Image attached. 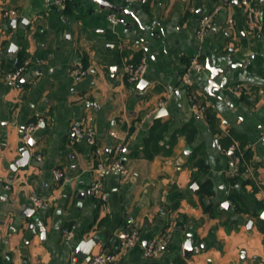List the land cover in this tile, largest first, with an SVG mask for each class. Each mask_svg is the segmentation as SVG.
<instances>
[{
	"label": "crops",
	"instance_id": "obj_1",
	"mask_svg": "<svg viewBox=\"0 0 264 264\" xmlns=\"http://www.w3.org/2000/svg\"><path fill=\"white\" fill-rule=\"evenodd\" d=\"M99 1L66 0L62 9L51 0H0V264H70L74 247L94 237L92 255L118 252L117 264H264V0H253L259 30L234 1L202 42L198 23L222 0H101L134 14L115 13L125 25H112L114 12ZM10 10L16 18L3 16ZM194 57L205 71L183 87ZM143 58L145 91L123 71ZM208 60L236 68L213 95ZM25 62L21 80L8 81ZM79 66L88 73L76 82ZM162 108L167 115L150 121ZM84 125L96 131L99 158L74 134ZM29 126L37 127L32 148L23 144ZM234 141L244 153L238 174ZM118 158L127 174L102 180L105 200L90 196L98 159ZM31 196L49 205L34 210ZM72 225L70 246L62 233ZM132 229L140 245L119 252L118 234ZM157 237L164 252L146 259Z\"/></svg>",
	"mask_w": 264,
	"mask_h": 264
},
{
	"label": "built area",
	"instance_id": "obj_2",
	"mask_svg": "<svg viewBox=\"0 0 264 264\" xmlns=\"http://www.w3.org/2000/svg\"><path fill=\"white\" fill-rule=\"evenodd\" d=\"M137 1V0H130ZM236 1L241 8L244 10V14L247 20V25L250 30L257 31L261 28L262 23V11L257 7L253 0H222L221 4L215 8L211 13L204 15L199 23L197 28V35L200 41H204L208 36L210 31L213 28L216 16L227 6ZM51 4L58 8L64 9L66 7V0H51ZM3 16L8 19H14L17 17V12L15 10L5 11ZM108 21L112 25H125L126 19L118 14L109 13ZM28 62H25L23 65L18 66L16 70L12 71L7 75V80L11 83H17L21 80ZM148 69V63L145 58H143L139 64L135 65L132 62H126L123 67L124 74L127 80L131 84H138L144 80L145 74ZM205 71V66L199 59V57L191 58L189 65L185 68L184 72L180 76L179 83L183 87H190L193 84V78L196 74H200ZM88 73V70L79 66L71 71V76L76 82L81 81ZM243 88L240 85H237L233 90L232 94L235 97H240L242 95ZM194 108L197 111L201 109ZM36 126H29L23 135V144L27 147L28 142L33 138ZM74 134L79 138L87 142L90 147L94 148V156L99 158L101 155V148L97 146L96 131L91 126H78L73 128ZM112 136H115V133H111ZM264 136V135H263ZM122 149L117 148V152L121 153ZM229 151L235 154L234 165L235 173L238 174L241 170V167L244 163V153L240 149V144L237 141H234L230 147ZM120 173L121 175L127 174V167L124 162L118 158L114 162L107 163L98 159V162L95 167V180L92 184L89 194L94 198L105 200L106 197L102 194V180L106 177L114 174ZM56 176L64 177V174L60 171L55 172ZM50 200L40 198L37 196L30 197V204L34 210L45 209L49 205ZM77 226L72 225L69 228L63 230L62 237L64 242L67 245H74L76 238ZM118 240V249L119 252L132 249L140 245L141 243V234L138 229L128 230L126 232H121L117 236ZM166 246V240L163 237H157L148 242L144 248V257L146 259H154L159 257L164 252V247ZM76 247H74L75 249ZM119 259V253H108L101 252L96 255H91V258L88 262L81 259L76 250H73V254L70 258V264H117Z\"/></svg>",
	"mask_w": 264,
	"mask_h": 264
},
{
	"label": "water",
	"instance_id": "obj_3",
	"mask_svg": "<svg viewBox=\"0 0 264 264\" xmlns=\"http://www.w3.org/2000/svg\"><path fill=\"white\" fill-rule=\"evenodd\" d=\"M99 4H100V7L103 10H109L111 12L118 13V14H124V15H127V16L134 15L128 8H125V7H115V6H112L108 2L101 1V0L99 1ZM15 23L16 22L14 21V24ZM231 69L235 70L236 68L233 65H227V66H225V68L214 67V66H212V62L210 60L207 61L206 70L210 73V80H209V83H208V92L211 95H213L214 92L220 90L225 85V80L224 79L220 80V77L226 75L227 72L229 70H231ZM217 82H220V83L217 84ZM139 88H140L141 91H145L148 88V83L146 81L142 80L141 82H139ZM167 113H168L167 110L165 108H162V109L158 110L150 118V121H153V120L159 119L161 117H164V116L167 115ZM23 135H24V132H23ZM34 145H35V140L31 139L28 142L27 147L32 148ZM229 155L232 158L235 157V154L233 152H230ZM30 211H31L30 212V216L31 217L34 216L35 211L34 210H30ZM34 221L38 223V219L37 218H35ZM43 230L44 229L42 228V230L40 232L44 236V235H46V232H45V230L44 231ZM99 242H100V238L99 237H94V238H92L90 240L80 242L75 248L77 255L81 259H83L84 261L88 262L90 260V258H91L94 246L96 244H98ZM184 253H185V255L187 257H189L190 255H192L194 253V250H192V245H191L190 241H188L186 243V245L184 247Z\"/></svg>",
	"mask_w": 264,
	"mask_h": 264
},
{
	"label": "trees",
	"instance_id": "obj_4",
	"mask_svg": "<svg viewBox=\"0 0 264 264\" xmlns=\"http://www.w3.org/2000/svg\"><path fill=\"white\" fill-rule=\"evenodd\" d=\"M241 170H243V168H241ZM209 195H211V192H207Z\"/></svg>",
	"mask_w": 264,
	"mask_h": 264
}]
</instances>
